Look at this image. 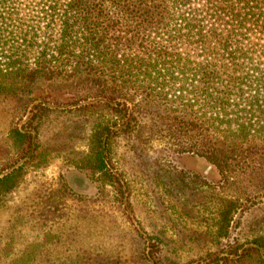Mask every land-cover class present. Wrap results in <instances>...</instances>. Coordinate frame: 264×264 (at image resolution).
<instances>
[{
  "label": "trees",
  "instance_id": "trees-1",
  "mask_svg": "<svg viewBox=\"0 0 264 264\" xmlns=\"http://www.w3.org/2000/svg\"><path fill=\"white\" fill-rule=\"evenodd\" d=\"M40 81L60 93L76 92L77 103L100 102L77 111L97 118L87 139L89 155L77 165L80 175L71 183L65 180L57 192L34 195L29 201L34 211L25 221L16 220L30 224L38 240L19 264H35L47 246L65 245L54 239L53 225L60 206L79 199L75 188L83 190L88 181L100 187L113 184L109 154L121 121L131 136V123L137 127L149 114L161 138L175 142L171 154L205 159L223 182L233 181V175L264 174V0H0V92L22 97L28 89L32 95ZM151 88L178 96L172 104L161 95L166 105L150 106L140 115L129 113L127 104L113 107L120 96L146 94ZM21 101L24 111L33 104L30 118L22 129L10 130L9 137L25 158L33 151L40 123L54 111L36 97ZM38 150L0 178V205L31 170L45 167L47 155H37ZM173 156L160 158L162 168L188 191L207 188L206 209L214 201L218 205L211 212L214 237L227 238L247 191L221 197L215 195L220 186L201 177L187 182L189 175ZM259 185L264 189V180ZM249 244L255 247L227 264H264V235ZM45 257L47 264L150 262L144 254L129 260L70 246L55 258Z\"/></svg>",
  "mask_w": 264,
  "mask_h": 264
},
{
  "label": "rangeland",
  "instance_id": "rangeland-1",
  "mask_svg": "<svg viewBox=\"0 0 264 264\" xmlns=\"http://www.w3.org/2000/svg\"><path fill=\"white\" fill-rule=\"evenodd\" d=\"M28 91H22L25 94L22 97L0 92L3 93L0 95V178L29 162L38 146L37 155H47L48 162L40 170H31L21 187L0 205V264H19L28 246L38 241L30 224L24 226L16 221L21 217L25 221V216L34 211L29 207L30 199L36 194L57 192L65 180L71 183L80 175L77 165L89 155L87 139L97 118L77 111L100 102L91 98L77 103L80 95L76 92L60 93L41 81L32 95ZM161 95L172 104L178 96L173 90L164 93L151 88L146 94L133 92L127 98L122 95L113 107L123 109L127 104L129 113L140 115L149 111L150 106L166 105L161 102ZM29 97L47 103L54 112L40 123L38 136L34 132L32 153L22 158L24 154L13 144L9 133L15 127L22 129L30 118L33 104L26 111L21 105V98ZM151 119L146 115L137 121V127L132 122L131 136L122 128L125 120L117 125L119 134L113 138V150L107 161L115 178L113 184L107 182L100 187L88 181L83 190L75 188L79 199L66 200L56 213L57 223L53 225L54 239L59 238L65 245L47 246L40 251L35 264H47L45 255L55 258L66 246L129 260L144 254L149 264L172 261L227 264L239 261L249 248L255 247L249 243L264 235V189L259 185L264 174L233 175L235 177L230 178L233 181L223 182L219 171L205 159L171 154L168 149H172L175 142L161 138L158 134L161 128ZM166 155H174L175 165L189 175L187 182L201 177L213 186H220L215 195L230 198L247 191L241 198V207L227 238L214 237L216 230L212 226L211 212L218 205L214 201L206 209L207 188L196 185L198 190L194 192L185 189L181 181L162 168L160 158ZM152 238H159L161 242ZM260 255L264 260L262 250Z\"/></svg>",
  "mask_w": 264,
  "mask_h": 264
}]
</instances>
